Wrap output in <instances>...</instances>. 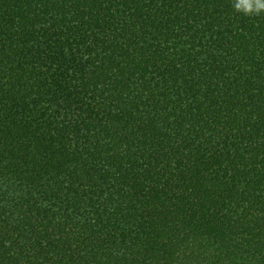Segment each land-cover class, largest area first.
Returning <instances> with one entry per match:
<instances>
[{
    "label": "trees",
    "instance_id": "trees-1",
    "mask_svg": "<svg viewBox=\"0 0 264 264\" xmlns=\"http://www.w3.org/2000/svg\"><path fill=\"white\" fill-rule=\"evenodd\" d=\"M0 264H264V0H0Z\"/></svg>",
    "mask_w": 264,
    "mask_h": 264
}]
</instances>
